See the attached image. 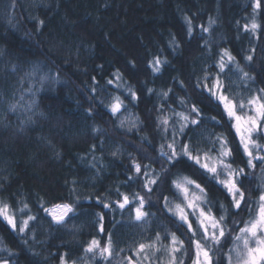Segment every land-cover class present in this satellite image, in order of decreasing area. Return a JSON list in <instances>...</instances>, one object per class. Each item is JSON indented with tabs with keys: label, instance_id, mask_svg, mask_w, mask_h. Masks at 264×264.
I'll list each match as a JSON object with an SVG mask.
<instances>
[{
	"label": "trees",
	"instance_id": "1",
	"mask_svg": "<svg viewBox=\"0 0 264 264\" xmlns=\"http://www.w3.org/2000/svg\"><path fill=\"white\" fill-rule=\"evenodd\" d=\"M253 15L261 25L255 34L244 29ZM186 18L191 20V35ZM210 18L215 23L209 25ZM40 20L43 26L38 25ZM202 26L209 31L203 32ZM173 37L177 46L170 43ZM222 49L255 77V83L242 81L234 69L226 70L222 79L230 95L240 99L264 88V8L254 13L253 0H0V200L11 206L17 220L36 217L25 233L0 218V260L60 264L59 257L66 253L69 261L83 264L87 242L107 239L98 231V214H103L105 228L113 234L115 255L110 264L133 256L132 248L153 240L157 232L167 245L166 229L178 236L184 232L182 227L177 231L180 222L174 225L163 207L165 196L180 202L171 187L178 176L201 183L216 202L213 212L220 215L219 203L228 204L222 187L208 176L194 175L187 158L171 167L159 150L173 139V126L178 128L174 113L187 112L195 104L204 124L186 129L187 137L177 134V148L190 139L193 147L208 150L215 134L221 133L233 148V165L244 166L234 130L207 90L196 86L206 72L217 71L214 65ZM249 54L252 61L244 59ZM156 57L163 62L158 73L149 63ZM34 68L39 69L35 76ZM117 70L122 74L119 81L113 75ZM44 75L49 79L42 84ZM57 75L58 80L52 79ZM110 79L114 83L108 84ZM129 87L137 99H131ZM115 96L121 97L124 107L112 115L108 105ZM33 99L37 106L29 110ZM162 117L169 118L167 131L160 124ZM134 160L157 171L171 169L162 191L150 194L145 210L155 215L144 223L131 220L129 211L115 209L114 203L120 199L117 189L144 194L142 177L129 179L135 177ZM262 168L257 162L255 169H245L249 175L243 187L253 199L264 185ZM97 197L113 207L104 208ZM62 202L74 203L75 212L65 225L55 226L43 208ZM24 203L30 211L21 213ZM248 218L247 209L238 213L233 209L227 227L238 232ZM233 219L239 223L234 225ZM181 239L187 247L188 234ZM224 247L213 252L216 264L220 259L227 264ZM191 252L189 248L184 264H192ZM157 256L167 259L163 253Z\"/></svg>",
	"mask_w": 264,
	"mask_h": 264
},
{
	"label": "snow or ice",
	"instance_id": "2",
	"mask_svg": "<svg viewBox=\"0 0 264 264\" xmlns=\"http://www.w3.org/2000/svg\"><path fill=\"white\" fill-rule=\"evenodd\" d=\"M264 8L262 0H253L254 13L258 9ZM188 34L192 33V24L189 18ZM215 23L211 18L209 25ZM39 26L44 25V21H38ZM261 25L257 23L255 15L250 24H245V31L253 34L257 33ZM203 32H208L209 28L202 26ZM170 43L177 46L175 37ZM207 44V41L205 42ZM252 52L255 49L251 50ZM253 55L249 54L244 57L246 61H252ZM152 66L153 72H160V65L163 63L158 57L149 62ZM214 67L217 71L213 73L206 72L203 77V82H197V87L207 90L209 97L216 101L217 107L220 109V115L224 116L229 122V126L234 130V135L238 137V148L244 157V166L233 165V148L227 136L216 133L214 138L210 141L211 147L208 150H202L192 146L190 139L186 142H181L177 148L176 135L180 134L184 137L188 136L189 131L194 128H200L204 124L202 118V111L197 105L192 104L187 112H176V124L178 128L173 126V139L167 144L160 145V156L171 167H175L177 163L183 158H187L191 162V166L196 170L193 174L200 173L202 176H208L212 181L219 184L225 191L228 197V204L219 203L220 215L213 212V206L216 203L209 197L208 190L197 183L195 179L189 176H178L171 180V187L176 190L177 198L180 202L170 201L168 197H164L163 207L168 213H171V221L175 225L176 221L180 223L177 226V231L184 228L181 236L188 234V245L185 246V241L178 236L176 232L165 230L164 239L169 243L164 245L161 240V234L156 233L153 240L147 243H138L132 248L133 256H126L120 264H153L154 260H159V264H184L183 256L188 254L189 248L194 251V259L192 264H216L213 257V252L222 248L229 238L231 239V247L226 254L227 264H264V185L257 190L259 195L253 199L251 195H246L243 187L245 179L248 177L246 168L255 169L257 162L264 165V88H257L256 91L246 97L237 99L235 95H230L228 86L225 84L222 76L226 70L234 69L240 75L242 81H250L255 83V77L244 71L243 67L236 60V57L228 49H222L219 58L216 60ZM38 68H34L31 75L35 76ZM115 81L122 79V74L117 70L114 74ZM49 79L48 75L40 77L41 83ZM58 80V75L52 77ZM95 80V77L92 78ZM210 81V82H209ZM108 84L114 83V80L107 81ZM183 85V82L181 81ZM117 84V87H120ZM30 94L35 95L31 88L27 90ZM95 92V87L91 88ZM127 91L132 100L137 99L136 92L129 87ZM149 92L152 89L148 90ZM171 91V90H169ZM249 91L251 89L249 88ZM165 97L168 92H164ZM23 97H21L22 99ZM185 101L181 99L183 104ZM37 106L33 99L28 102V109ZM12 110L17 107L16 104L10 106ZM112 115L120 113L124 107V101L120 96L112 98V102L108 105ZM89 113L93 110L88 109ZM210 121L216 120V117H209ZM125 121H120V126H124ZM160 124L163 125L164 131L168 130L169 118H160ZM133 127L135 124L133 123ZM159 126V125H158ZM131 130V128L129 129ZM99 131V129H93ZM95 145H93V148ZM167 148V151H165ZM112 155H117L113 152ZM133 168L135 177L129 179H139L142 177L141 190L144 192L120 193L117 192L120 199L116 200L115 209L129 211V218L138 223L148 221L150 213L145 210L146 205L151 203L150 194L161 189L162 185L168 182L170 168L162 167L160 171L151 167V164L142 165L139 162L133 161ZM264 171V168H262ZM75 183V182H74ZM76 189L71 190L75 193ZM100 200V197H97ZM79 200V197H77ZM42 202V201H41ZM104 208H112V204L100 200ZM29 210L27 203L19 209L21 213ZM235 209L237 213L241 210L247 209L249 218L243 221V226L239 227L238 232H233V229L227 227V219L231 211ZM43 211L51 218V222L55 226H63L66 224L70 214L75 212V204L69 202H62L52 205L51 207H44ZM99 215L98 231L105 233L107 239L101 242L95 237L87 242L83 248L84 258L83 264H100V261H108L110 264L111 258L115 255L114 243L112 239V232L108 231L104 225L103 214ZM0 218L5 220L7 224L14 230L20 233H25L29 227L30 222L36 219L33 215H27L26 218L17 220L16 212L11 206L0 200ZM239 223L233 219V224ZM199 237V238H197ZM123 251V250H121ZM158 253H163L162 257H158ZM91 257V260L88 258ZM60 264H77L76 260L69 261L67 254L59 257ZM0 264H9L8 260H0ZM219 264H224V259H220Z\"/></svg>",
	"mask_w": 264,
	"mask_h": 264
},
{
	"label": "rangeland",
	"instance_id": "3",
	"mask_svg": "<svg viewBox=\"0 0 264 264\" xmlns=\"http://www.w3.org/2000/svg\"><path fill=\"white\" fill-rule=\"evenodd\" d=\"M158 97H159V95H158ZM243 226V224L241 225V227ZM231 239H229L228 241H227V243L224 245L225 247H224V249H223V253L225 254V256H226V254L228 253V250H229V248L231 247ZM226 248H228V249H226ZM192 252H191V255L192 256H194V251L192 250V249H190ZM186 255H184L183 256V258L185 257ZM159 262V261H158Z\"/></svg>",
	"mask_w": 264,
	"mask_h": 264
}]
</instances>
